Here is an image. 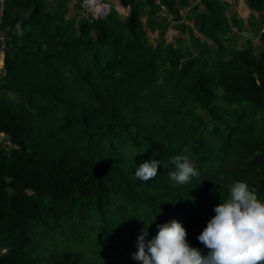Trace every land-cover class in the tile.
<instances>
[{
  "label": "trees",
  "instance_id": "trees-1",
  "mask_svg": "<svg viewBox=\"0 0 264 264\" xmlns=\"http://www.w3.org/2000/svg\"><path fill=\"white\" fill-rule=\"evenodd\" d=\"M143 1L121 0L128 15L112 7L84 17L80 0L55 9L11 0L21 31L0 78L9 137L0 150V264H139L132 254L145 221L154 220L151 239L172 219L206 255L198 236L234 181L264 200V0H244L247 19L226 1L188 7L199 28L191 46L153 43ZM150 1L163 16L177 4ZM185 147L200 176L173 187L169 159ZM151 159L157 176L134 178Z\"/></svg>",
  "mask_w": 264,
  "mask_h": 264
},
{
  "label": "clouds",
  "instance_id": "clouds-1",
  "mask_svg": "<svg viewBox=\"0 0 264 264\" xmlns=\"http://www.w3.org/2000/svg\"><path fill=\"white\" fill-rule=\"evenodd\" d=\"M168 172L173 187L191 183L199 178L196 162L185 147L169 159ZM160 162L144 161L136 169L134 178L147 182L158 174ZM207 226L198 240L208 249L206 255L186 240L187 232L176 219L157 225V233L148 237L146 223L137 237V251L132 259L139 264H264V200L245 181L236 180L229 186L227 198L214 207ZM155 219V218H154ZM143 220V219H142Z\"/></svg>",
  "mask_w": 264,
  "mask_h": 264
},
{
  "label": "rangeland",
  "instance_id": "rangeland-1",
  "mask_svg": "<svg viewBox=\"0 0 264 264\" xmlns=\"http://www.w3.org/2000/svg\"><path fill=\"white\" fill-rule=\"evenodd\" d=\"M95 4H96V10H103L106 9L104 8L105 6H102V2H99V0H92ZM110 3H118L117 0H109ZM180 1L182 0H177V4L175 6H172V8H168L171 9L170 13L169 10H164L165 12V16H163L162 12H158V14H154L153 12H151L152 9V4L150 0H145L143 1L144 3V11L146 12V14L144 13L142 19L144 21L145 24V28L148 31V36L151 39V41L155 44H157V42H162V41H171V40H177V41H181L180 44H184V46H191L192 43V39H191V35H190V30L192 28H194L196 31L199 29L197 26H195V22L193 18H189L187 17V8L188 7H195L197 5V3L200 0H187L188 4L183 5L182 3H180ZM223 2H225L224 0H222ZM232 1V2H231ZM83 2V0H82ZM105 2V1H104ZM119 2L121 3V0H119ZM156 3H160V0H156ZM226 2H229V4H233L234 7L237 8V10L240 13V18H245L247 19L245 16L248 13V8L245 5L244 0H227ZM119 3V4H120ZM241 3H244V5H242ZM90 4V2H89ZM102 4V5H100ZM116 5V4H111V8H115L118 12L119 10H121L122 12H125L126 9L125 8H121L120 6L124 7L122 4L121 5ZM228 4V5H229ZM189 5V6H187ZM93 8V6H91ZM229 6H227V12L229 10L228 8ZM119 9V10H118ZM132 10V8H131ZM130 10V12H131ZM173 11V12H172ZM129 12V13H130ZM89 13V10L86 8L85 10L82 11V14L85 16H87ZM120 13V12H119ZM87 14V15H86ZM179 14L180 17H185V23L174 25L175 21H172V23L170 25L167 24L168 21H170V19L172 18V16H175ZM153 19L154 20V24L152 25L149 22V19ZM242 19V20H245ZM184 22V20L182 21ZM228 24L229 27L231 29V31H237L238 37L240 36L241 38L246 37L247 35L244 33H240L239 29L234 26V20H232L230 17H228ZM199 31V30H198ZM239 31V32H238ZM240 41H243V39H240ZM256 42H260L258 38H256ZM94 255V250L92 251V253Z\"/></svg>",
  "mask_w": 264,
  "mask_h": 264
},
{
  "label": "built area",
  "instance_id": "built-area-1",
  "mask_svg": "<svg viewBox=\"0 0 264 264\" xmlns=\"http://www.w3.org/2000/svg\"><path fill=\"white\" fill-rule=\"evenodd\" d=\"M82 2V0H80ZM11 0H0V78L6 75V67H5V57L7 51L11 48V37H9L6 32L4 31L3 24H4V18L6 15V12L8 10V6L10 4ZM90 0H83L82 4L85 8L89 10V13L95 17L97 12H95L94 8H92L89 4ZM99 2H102V4L105 6V2L102 0H99ZM91 7V9H90ZM106 7V6H105ZM131 7V6H130ZM121 8H125V12H119L125 15H128L130 12L129 6H124ZM166 10V8L164 7ZM100 12H103L104 14H108V8L101 10ZM99 12V13H100ZM8 135L6 133H3L0 131V150L1 149H7L9 148L8 144Z\"/></svg>",
  "mask_w": 264,
  "mask_h": 264
},
{
  "label": "crops",
  "instance_id": "crops-1",
  "mask_svg": "<svg viewBox=\"0 0 264 264\" xmlns=\"http://www.w3.org/2000/svg\"><path fill=\"white\" fill-rule=\"evenodd\" d=\"M45 3H46V8L48 9H55L57 7V4L61 1V0H44ZM79 0H69V4L68 5H75ZM103 2L105 1L106 4H116L118 5L120 2L119 0L118 3H110L109 0H102ZM222 1V0H221ZM224 1H227V0H224ZM242 1V0H241ZM232 2V1H231ZM242 5H244V3H241ZM102 5V4H100ZM121 5V3L119 4ZM104 6V5H102ZM106 8V7H104ZM85 10V9H84ZM249 10V9H248ZM13 11H14V8H13V3L11 2L10 5H9V8L6 12V15H5V18H4V24H3V28H4V31L6 32V34L9 36V37H12V36H16L19 34V32L21 31V24L20 22H18L15 17L13 16ZM249 12L246 14V18L249 16ZM89 14V13H88ZM87 15V14H86ZM84 16V15H83Z\"/></svg>",
  "mask_w": 264,
  "mask_h": 264
},
{
  "label": "water",
  "instance_id": "water-1",
  "mask_svg": "<svg viewBox=\"0 0 264 264\" xmlns=\"http://www.w3.org/2000/svg\"><path fill=\"white\" fill-rule=\"evenodd\" d=\"M105 6L108 8V12L111 10V5L110 4H106L105 3ZM120 7H122V6H120ZM129 8L131 9V7L129 6ZM90 9H91V7H90ZM119 10V9H118ZM120 12H121V10H120ZM105 14L103 13V12H100V13H97L96 15H95V17H100V16H104Z\"/></svg>",
  "mask_w": 264,
  "mask_h": 264
},
{
  "label": "bare ground",
  "instance_id": "bare-ground-1",
  "mask_svg": "<svg viewBox=\"0 0 264 264\" xmlns=\"http://www.w3.org/2000/svg\"><path fill=\"white\" fill-rule=\"evenodd\" d=\"M90 6H93L95 12H97V13L100 12V10H96V4L92 0H90Z\"/></svg>",
  "mask_w": 264,
  "mask_h": 264
}]
</instances>
